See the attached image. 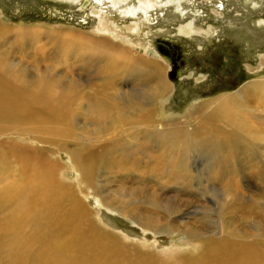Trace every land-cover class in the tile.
Returning <instances> with one entry per match:
<instances>
[{"label": "rangeland", "instance_id": "rangeland-1", "mask_svg": "<svg viewBox=\"0 0 264 264\" xmlns=\"http://www.w3.org/2000/svg\"><path fill=\"white\" fill-rule=\"evenodd\" d=\"M84 1L0 0V24L10 29L0 37V55L12 65L7 79L24 82L28 93L46 90L68 128L62 137L20 127L0 137V161L5 142L44 149L53 140L95 155L117 145L99 168L97 190L77 185L68 156H55L51 146L56 174L80 189L88 217L109 235L128 247L148 246L165 262L190 249L184 230L264 242V0H154L152 11L129 19L120 11L135 8L136 0L81 8ZM100 40L129 54L105 58ZM146 63L161 68L165 92L147 70L129 69ZM227 97L243 105L233 121L215 113ZM104 105L105 112L98 108ZM158 125L196 132L202 141L189 149L186 173L177 168V154L168 160L170 150L158 147L168 146L166 136L142 147ZM103 198L118 212L103 207ZM125 210L129 216L118 214ZM135 216L169 220L177 232L143 230L129 218Z\"/></svg>", "mask_w": 264, "mask_h": 264}, {"label": "bare ground", "instance_id": "bare-ground-1", "mask_svg": "<svg viewBox=\"0 0 264 264\" xmlns=\"http://www.w3.org/2000/svg\"><path fill=\"white\" fill-rule=\"evenodd\" d=\"M77 1L79 3L81 0ZM104 1L115 4L121 0H85L81 3V8L88 5L101 7ZM154 6V0H136L135 8L124 7L119 15L129 19L139 11L147 14ZM186 28L191 30L188 25ZM9 31V28L0 24V37L6 36ZM1 46L0 44V48ZM98 46L96 47L105 58H121L129 54L128 51L101 40L98 41ZM148 46L147 51L156 55L150 43ZM158 51L161 53L159 49ZM3 59L4 56L0 55V137H7L8 133L16 132L23 126L28 131L67 137L68 128L62 124L64 112L59 111L61 108L53 106L44 97L46 90L41 94L40 89L38 95L28 93L24 82L8 80L12 65ZM121 69L123 67L120 71ZM129 69L136 73L141 69L147 70L142 72L156 81L161 92L166 91L167 84L162 80L159 66L134 64ZM14 76L15 74L12 77ZM261 87L262 85H256L255 90L258 91ZM242 106L231 97L223 98L219 100L215 113H226L225 118L233 121ZM99 107L103 108V112L107 110L106 105ZM164 128L168 127H155L156 131L152 132L150 139L141 143L142 147L147 146L151 140L157 144L156 141L166 136L168 146L158 147L170 150L168 152L172 154H167L168 160L177 154L178 157H174L178 161L177 168L186 173V168L189 167V149L197 147V144L202 145V141H196V132L191 133L182 128ZM18 137L39 142L35 136L29 137L21 133ZM5 143L9 147L4 151L6 160L0 161V264H264V242L249 236L233 238L214 233L210 235L199 230H184L186 244L190 249L174 253L165 262L158 259L148 246L128 247L106 233L105 229H101L94 218L88 217L80 189L75 184L66 183L56 174L59 162L52 159L55 154L51 146L56 147L55 156L59 153L68 156L70 166L67 168L78 175L77 185L97 190V174L102 171L99 168L109 159L112 160V154L119 151L117 145H103L100 147L101 155H95L96 151L90 147L68 150L64 144H57L53 140L45 141L47 147L44 149L22 146L16 142ZM1 145L0 143V147ZM2 149L1 147L0 151ZM119 155L126 157L124 151ZM147 170L151 173L153 165L146 167ZM103 203V207L118 212L113 202L103 198ZM118 214L129 216L126 210ZM129 218L143 230L153 231L155 234H163V229L168 236L177 232L169 226V220L162 225V219L156 217Z\"/></svg>", "mask_w": 264, "mask_h": 264}]
</instances>
